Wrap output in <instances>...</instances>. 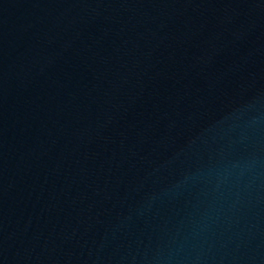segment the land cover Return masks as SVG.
Wrapping results in <instances>:
<instances>
[{
  "label": "water",
  "instance_id": "water-1",
  "mask_svg": "<svg viewBox=\"0 0 264 264\" xmlns=\"http://www.w3.org/2000/svg\"><path fill=\"white\" fill-rule=\"evenodd\" d=\"M0 264H264V0H0Z\"/></svg>",
  "mask_w": 264,
  "mask_h": 264
}]
</instances>
